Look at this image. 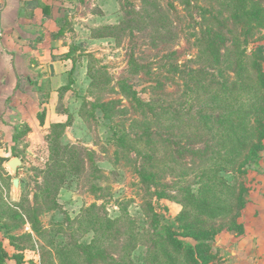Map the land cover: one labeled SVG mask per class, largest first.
<instances>
[{
  "label": "rangeland",
  "instance_id": "1",
  "mask_svg": "<svg viewBox=\"0 0 264 264\" xmlns=\"http://www.w3.org/2000/svg\"><path fill=\"white\" fill-rule=\"evenodd\" d=\"M160 2L170 15L178 38L173 44L152 48L149 32L128 33L120 43L92 37L93 30L117 25L127 10L140 11V0H54L53 21L58 33L47 36V51L54 55L42 54V61L35 62L38 68L26 71L15 84L23 93L28 88L33 93L31 97L16 94L12 102L16 113L0 115V161H4L0 162V244L10 257L5 264H59L50 239L58 244L72 241L66 218H77L82 209L93 204L103 206L113 219L120 217L121 208L126 207L139 228L151 233L163 235L171 230L180 234V262L189 256L187 264H264V137L258 143L259 150L248 156L237 173H222L230 184L236 185L238 196L237 210L226 219L200 216L181 205L182 188L198 189L194 184L196 174L185 179L179 178L182 172L176 176L159 174L166 163L181 171L194 165L198 168L200 159L187 153L190 145L185 139L161 134L162 157L149 166L160 179L150 186L141 183L135 151L116 142L117 132H131L132 122L144 119L136 104L120 93L122 82H127L141 100L162 98L165 107L186 114V84L198 88L217 81L214 58L202 54L210 42L215 43L221 55L236 47L256 56L258 48H264V29L240 28L228 14L220 15L210 0H193L190 6L180 0ZM40 39L28 44L35 48ZM93 59L97 68L109 74L111 86L119 93L90 95L87 72ZM50 61L55 63L52 70ZM41 62H48V67L42 68ZM85 102L87 122L80 117ZM94 105L99 108L94 109ZM42 110L46 111L45 126L37 118ZM121 110L126 115L114 116ZM67 115L73 117L74 123L66 130L63 144L82 146L92 157L86 173L72 179L70 186L61 191L62 208L52 211L48 203L35 196L40 195V174L49 158V129L53 124L66 123ZM147 118L153 120L152 116ZM256 124H264V116ZM15 135L19 137L13 142ZM194 148L204 147L198 144ZM15 158L22 161L17 173L8 166ZM15 179L19 180L17 187ZM157 194L167 197L159 199ZM22 205L38 214L47 231L45 238L35 234L18 209ZM185 211L191 215L187 223L178 219ZM59 223L66 225L63 233L58 232ZM189 223H193L192 230H185ZM188 232L198 239L185 237ZM92 237L81 232L74 239L88 242ZM150 239L145 238L134 248L129 257L131 264L145 263L152 252ZM193 250L197 252L195 259L191 257ZM108 252L113 255L118 251L108 247ZM233 252L240 255L234 256Z\"/></svg>",
  "mask_w": 264,
  "mask_h": 264
},
{
  "label": "trees",
  "instance_id": "2",
  "mask_svg": "<svg viewBox=\"0 0 264 264\" xmlns=\"http://www.w3.org/2000/svg\"><path fill=\"white\" fill-rule=\"evenodd\" d=\"M190 6L193 0H180ZM219 8V14H228L234 23L242 29H264V0H210ZM141 9L127 10L123 19L117 25H107L93 30V39H114L120 43L131 32L150 33L152 48L176 42V34L170 15L164 9L160 0H140ZM203 55L214 58L216 80L211 86L193 88L186 84L188 97L186 114L171 110L164 105L162 98H154L149 102L140 99L137 92L127 82L121 83L123 97L131 99L137 106L143 120H134L127 133H116L117 143L129 146L135 151L138 160L136 169L141 183L151 185L160 178L159 174L187 178L196 174L194 182L198 189L182 188L184 200L182 206L210 219L229 218L237 210V187L230 184L222 173L235 174L243 162L255 153L258 143L264 137V124H256L264 116V48L259 47L256 56L249 55L239 48H231L220 54L214 42L202 52ZM89 63L87 75L90 79L89 93L91 96L104 92L119 93L112 87V80L107 72ZM259 62L260 64L258 65ZM134 74V72H132ZM185 106V107H186ZM80 112V117L87 122L88 105ZM103 107V106H102ZM99 108L98 106L93 107ZM105 109V107L103 108ZM126 115L125 110L115 112L114 116ZM68 116L66 123L53 124L47 135L49 158L42 170L43 186L39 188L41 198L49 204V210L62 208L59 196L62 190L69 187L72 179L82 177L87 171V163L92 153L78 145H65L62 138L66 130L73 125V117ZM152 116L153 120L147 117ZM38 121L45 126L46 111L38 114ZM160 128V129H159ZM158 129V130H157ZM134 133V134H131ZM177 136L185 139L190 145L187 153L199 157L198 168H184L183 171L166 163L162 170L151 172L149 166L157 163L162 157L161 135ZM15 135L13 142L17 141ZM203 145L196 149L194 145ZM143 146V149L140 147ZM193 147V148H192ZM144 150V152L142 151ZM147 151V152H146ZM173 161V159H170ZM1 163L4 161L1 160ZM159 199L167 196L157 194ZM239 201V200H238ZM30 223L33 231L39 237L45 238L47 231L43 228L38 214L29 211L25 206L18 208ZM122 215L111 218L103 208L93 204L82 209L75 219L66 218L70 225L72 241L60 243L51 238L49 245L55 251L59 264H131L129 257L145 238L150 237L152 252L144 264H187L190 259L180 262L182 243L179 235L169 230L163 235L151 233L145 228L140 229L138 221L130 216L128 208H121ZM191 216L187 211L182 213L179 220L189 222ZM157 220V216H155ZM59 233L66 228L64 223L57 224ZM193 223L186 224L185 230H192ZM77 231V232H76ZM83 232L92 234L88 242L74 239ZM185 237L198 238L188 232ZM208 241V240H207ZM210 243V242H208ZM108 247L116 251L108 252ZM117 255V256H115ZM197 252H192L194 258ZM199 256V255H198ZM9 254L0 244V264H5ZM195 259V258H194Z\"/></svg>",
  "mask_w": 264,
  "mask_h": 264
},
{
  "label": "crops",
  "instance_id": "3",
  "mask_svg": "<svg viewBox=\"0 0 264 264\" xmlns=\"http://www.w3.org/2000/svg\"><path fill=\"white\" fill-rule=\"evenodd\" d=\"M53 4L54 0H0V115L16 113L12 103L16 94L31 97L33 93L28 88L23 93L15 84L26 71L33 72V68H38L42 54L54 55L47 51V36L58 33L54 29ZM38 38L43 40L32 48L28 42ZM41 63L44 68L48 62ZM54 64L50 61V70ZM233 253L240 255V252Z\"/></svg>",
  "mask_w": 264,
  "mask_h": 264
},
{
  "label": "water",
  "instance_id": "4",
  "mask_svg": "<svg viewBox=\"0 0 264 264\" xmlns=\"http://www.w3.org/2000/svg\"><path fill=\"white\" fill-rule=\"evenodd\" d=\"M22 165V161L19 158H15L13 160H11L8 163V166L12 169L13 172L17 173L18 168ZM19 183L18 179L14 180V186L17 187Z\"/></svg>",
  "mask_w": 264,
  "mask_h": 264
}]
</instances>
